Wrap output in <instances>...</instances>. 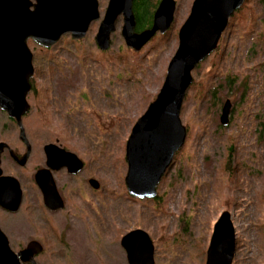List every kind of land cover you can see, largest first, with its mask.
Instances as JSON below:
<instances>
[{
	"label": "rangeland",
	"instance_id": "obj_1",
	"mask_svg": "<svg viewBox=\"0 0 264 264\" xmlns=\"http://www.w3.org/2000/svg\"><path fill=\"white\" fill-rule=\"evenodd\" d=\"M193 1L175 0L169 34L157 33L139 52L126 47L121 17L105 53L94 43L99 21L84 39L66 35L49 51L28 41L33 85L49 94L45 104L29 95L22 120L34 158L49 143L77 150L100 188L84 186L80 199L60 173L55 180L66 205L48 213L35 197V159L20 169L6 153L3 174L23 192L18 212L0 208V229L13 251L36 240L43 247L36 264H127L121 238L140 229L152 242L154 264H205L213 226L228 211L236 233L232 264H264V0H245L217 49L192 72L180 113L186 139L156 198H133L124 184L126 141L163 84ZM107 3L98 0L100 20ZM227 100L231 112L222 126ZM0 142L22 149L18 128L1 111Z\"/></svg>",
	"mask_w": 264,
	"mask_h": 264
},
{
	"label": "water",
	"instance_id": "obj_2",
	"mask_svg": "<svg viewBox=\"0 0 264 264\" xmlns=\"http://www.w3.org/2000/svg\"><path fill=\"white\" fill-rule=\"evenodd\" d=\"M134 0H108L100 20L98 0H0V111L14 120L19 137L27 144L22 118L30 111L27 95L34 75L33 55L28 47L32 41L44 49L54 47L69 35L79 41L86 37L90 26L99 21L94 43L105 52L111 46L116 21L122 19L121 37L126 47L139 52L157 33L165 34L174 21L175 0H160L153 13L152 25L136 31ZM245 0H194L188 17L178 31V46L168 63L163 84L145 112L133 125L125 146L127 171L124 184L136 199H153L157 186L183 147L187 130L180 113L187 91L193 84L192 72L216 49L230 18ZM231 103L221 110L220 124L229 122ZM19 161L24 166L30 152ZM6 143H0V155ZM9 149V148H8ZM10 150V149H9ZM48 168L66 167L76 173L82 167L78 158L56 145L45 147ZM10 155L14 158L13 151ZM17 159V158H16ZM1 164V160H0ZM75 167V169L73 168ZM44 205L51 211L63 208L49 170L35 176ZM90 186L98 189L95 180ZM22 191L19 181L3 175L0 168V208L10 213L19 210ZM126 252L127 264H154V247L149 236L140 229L126 233L120 242ZM42 245L30 241L25 248L13 251L0 229V264H36L35 256ZM236 249V233L228 211L220 214L213 226L205 264H232Z\"/></svg>",
	"mask_w": 264,
	"mask_h": 264
},
{
	"label": "flooded vegetation",
	"instance_id": "obj_3",
	"mask_svg": "<svg viewBox=\"0 0 264 264\" xmlns=\"http://www.w3.org/2000/svg\"><path fill=\"white\" fill-rule=\"evenodd\" d=\"M33 67H34V65H33ZM34 83H36V78H35V69H34V75H33V77L31 78V80H30V84H31V90H30V92L28 93V95H27V102H28V96L29 95H31V98H33V99H37V100H40V102L42 103V102H44L43 104H45V101L46 100H48V96H49V94H48V89L47 88H45V89H42L41 87H37L36 85L34 86L33 84ZM37 90H40V93H42L40 96H39V94H37V93H35V91L37 92ZM42 90L44 91V92H42ZM43 98H44V100H43ZM29 104V103H28ZM30 105V104H29ZM31 107V106H30ZM41 114H43L42 112H41ZM24 118V117H23ZM11 122L12 123H14L15 125H16V123H15V121L14 120H11ZM17 127V126H16ZM26 135V134H25ZM19 140H20V143H21V145H22V149H20V150H17V149H12L9 145H7L8 146V148L11 150V151H13V153H14V155H15V157L17 158H14V157H12L11 155H10V150L7 148H4V150H3V152L1 153V155H0V160H1V164H2V159L4 158V156L6 155V153H7V155H8V157H9V159H11V161L13 162V163H15L20 169H23L24 167H26L28 164H30L31 163V161H32V159L34 158V155H33V151H32V146H31V144H30V142L28 141V139H27V137H26V141H27V144L30 146L29 148H30V152H29V156H28V159H27V161H26V163H25V165L24 166H20L19 165V161L21 160V158L26 154V152H27V144L24 142V141H22L21 140V138L19 137ZM0 143H5V142H0ZM50 144H52V145H56V146H58V147H60L61 149H64L65 151H67V152H70V153H72V154H74L77 158H78V160L81 162V164H82V167L80 168V170L78 171V172H76V173H72V172H69L70 170H68V168H66V167H61V168H59V169H57V170H54V169H50V168H48V165H47V156H46V152H45V147L47 146V145H50ZM39 149V154L37 153L36 155H37V157H36V159L34 160V166H33V169H32V171H33V173H32V179H33V184H34V186H35V197H36V199L38 200V201H40L41 200V202H42V204H43V209L44 210H46L48 213H55V212H57V211H60V210H63V208L65 207V203H66V198H65V195L63 194V190H62V188H58V184L56 183V180H55V177L58 175V174H60V173H63V174H65V176L67 177V179L69 180V181H73L74 182V189H75V192H77V197L78 198H80V199H83V197H84V195H83V191H82V189L84 188V186H90V180H95L97 183H98V185H99V188H100V184H99V182H100V179L98 178V177H96V176H92V177H89L88 175V168H87V161H86V159L77 151V150H67V149H65V148H63V147H61L60 145H58V144H53V143H49V144H45V145H42V147H41V149H40V147L38 148ZM75 149V148H74ZM1 164H0V168L2 169V167H1ZM73 168L75 169V167L73 166ZM42 170H49L50 171V175H51V177H52V180H53V182H54V186H55V189H56V191H57V193H58V195H59V197L61 198V200H62V202H63V208L62 209H59V210H55V211H51V210H49L48 208H46L45 207V205H44V198H43V194H42V191H41V189H40V187H39V185L37 184V182L35 181V176H36V174L39 172V171H42ZM2 172H3V170H2ZM4 175V174H3ZM6 176H10V175H6ZM57 184V185H56ZM72 187V188H73ZM21 188V187H20ZM98 188V189H99ZM67 189H69V187L67 188ZM94 189V188H93ZM98 189H95V190H97L98 191ZM22 191V190H21ZM66 194V193H65ZM22 200H23V192H22ZM22 204V203H21ZM20 209V208H19ZM3 210V209H2ZM5 211V210H4ZM6 212H8V211H6ZM18 212V211H17ZM8 213H10V212H8ZM16 213V212H15ZM34 241H36V240H34ZM38 242V241H37ZM41 244V243H40Z\"/></svg>",
	"mask_w": 264,
	"mask_h": 264
},
{
	"label": "trees",
	"instance_id": "obj_4",
	"mask_svg": "<svg viewBox=\"0 0 264 264\" xmlns=\"http://www.w3.org/2000/svg\"><path fill=\"white\" fill-rule=\"evenodd\" d=\"M159 2H160V0H134L133 11H134V15L136 18V31L137 32H141V31L149 29L151 27L153 13L156 10ZM166 34H169V32ZM166 34L159 35L158 37L161 36V38H163ZM41 49H43V48H41ZM43 51H49V49H44ZM102 53H105V52H102ZM208 84L206 85V87L208 86ZM204 93L205 94L203 95L202 100L207 99V97H208V92L206 91V89H205ZM212 93L215 94L214 92H212ZM82 99H84V98H82ZM208 100H210V99H208ZM8 120L11 122V119L8 118ZM12 124L14 125V123H12Z\"/></svg>",
	"mask_w": 264,
	"mask_h": 264
}]
</instances>
